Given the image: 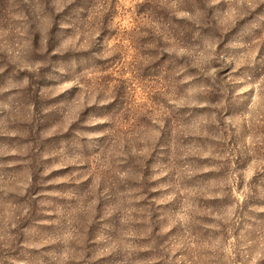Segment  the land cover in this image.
<instances>
[{
    "label": "rangeland",
    "instance_id": "374dc122",
    "mask_svg": "<svg viewBox=\"0 0 264 264\" xmlns=\"http://www.w3.org/2000/svg\"><path fill=\"white\" fill-rule=\"evenodd\" d=\"M0 264H264V0H0Z\"/></svg>",
    "mask_w": 264,
    "mask_h": 264
}]
</instances>
